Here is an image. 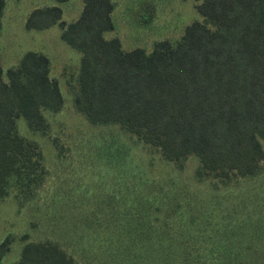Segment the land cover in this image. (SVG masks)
<instances>
[{
	"label": "rangeland",
	"instance_id": "rangeland-1",
	"mask_svg": "<svg viewBox=\"0 0 264 264\" xmlns=\"http://www.w3.org/2000/svg\"><path fill=\"white\" fill-rule=\"evenodd\" d=\"M111 1L113 29L103 37H117L123 50L150 51L202 20L194 0ZM52 5L70 22L82 1L3 0L2 71L27 50L45 54L62 103L42 111L45 133L15 120L17 134L39 150L41 181L31 196L11 184L0 201V241L11 238L0 264L18 260L24 242L43 241L76 264H264V162L252 176L213 186L196 179L195 156L178 168L117 124L90 123L73 101L80 53L59 38L57 25L24 28L32 9Z\"/></svg>",
	"mask_w": 264,
	"mask_h": 264
},
{
	"label": "trees",
	"instance_id": "trees-1",
	"mask_svg": "<svg viewBox=\"0 0 264 264\" xmlns=\"http://www.w3.org/2000/svg\"><path fill=\"white\" fill-rule=\"evenodd\" d=\"M81 1L70 22L52 5L32 9L24 28L57 25L59 38L80 53L73 101L90 123L117 124L178 168L195 156L196 179L213 186L257 172L264 162V0H194L202 20L150 51L123 50L117 37H103L113 29L111 0ZM2 7L0 0V18ZM61 103L45 54L27 50L16 66L0 67V201L11 184L31 196L41 181L39 150L17 134L16 118L45 133L42 111L56 112ZM10 241H0V259ZM11 264L76 263L43 241L24 242Z\"/></svg>",
	"mask_w": 264,
	"mask_h": 264
}]
</instances>
